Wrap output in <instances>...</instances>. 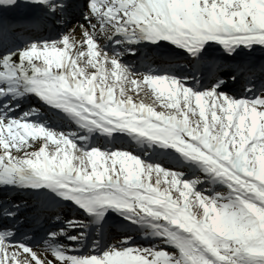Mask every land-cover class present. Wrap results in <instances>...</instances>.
Masks as SVG:
<instances>
[{
	"label": "snow or ice",
	"instance_id": "6c2138e0",
	"mask_svg": "<svg viewBox=\"0 0 264 264\" xmlns=\"http://www.w3.org/2000/svg\"><path fill=\"white\" fill-rule=\"evenodd\" d=\"M0 264H264V0H0Z\"/></svg>",
	"mask_w": 264,
	"mask_h": 264
}]
</instances>
